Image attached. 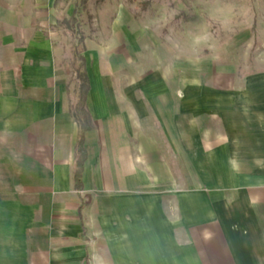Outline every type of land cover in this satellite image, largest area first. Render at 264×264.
<instances>
[{
    "label": "crops",
    "instance_id": "0c3cea01",
    "mask_svg": "<svg viewBox=\"0 0 264 264\" xmlns=\"http://www.w3.org/2000/svg\"><path fill=\"white\" fill-rule=\"evenodd\" d=\"M72 12L0 0V264H264V72L173 80L158 58L88 37L78 189L56 29Z\"/></svg>",
    "mask_w": 264,
    "mask_h": 264
},
{
    "label": "rangeland",
    "instance_id": "374dc122",
    "mask_svg": "<svg viewBox=\"0 0 264 264\" xmlns=\"http://www.w3.org/2000/svg\"><path fill=\"white\" fill-rule=\"evenodd\" d=\"M62 1H72L73 12L56 26L61 66L76 89L73 110L81 121L87 119L80 88L88 37L123 44L126 57L158 58L166 71L172 68L173 80L182 71L192 79L202 73L206 81L215 71L220 85L242 86L264 72V0Z\"/></svg>",
    "mask_w": 264,
    "mask_h": 264
},
{
    "label": "trees",
    "instance_id": "16d2710c",
    "mask_svg": "<svg viewBox=\"0 0 264 264\" xmlns=\"http://www.w3.org/2000/svg\"><path fill=\"white\" fill-rule=\"evenodd\" d=\"M81 79H82V85H81V93H80V97H81V100L84 104L85 100H86V95H87V92L89 90V79H88V76H87V73L86 71L84 70L83 74L81 75ZM79 121L81 122V139H80V142H79V148H78V153H79V158L77 160V169H76V172H75V179H76V187L78 189L81 188L82 186V182H81V171H82V168H83V162L85 160V152H84V148L82 147V144H83V133L90 128V124L88 123V119L84 120V121H81L79 119Z\"/></svg>",
    "mask_w": 264,
    "mask_h": 264
}]
</instances>
